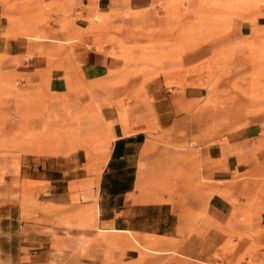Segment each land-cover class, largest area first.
Segmentation results:
<instances>
[{
  "label": "crops",
  "instance_id": "obj_1",
  "mask_svg": "<svg viewBox=\"0 0 264 264\" xmlns=\"http://www.w3.org/2000/svg\"><path fill=\"white\" fill-rule=\"evenodd\" d=\"M178 2L74 0L83 21L60 41L64 61L50 39H0V99L22 77L42 95L0 100V264H264V180L249 201L225 184L252 165L264 175V136L200 133L197 72L213 44L167 54L142 81L98 31Z\"/></svg>",
  "mask_w": 264,
  "mask_h": 264
},
{
  "label": "rangeland",
  "instance_id": "obj_2",
  "mask_svg": "<svg viewBox=\"0 0 264 264\" xmlns=\"http://www.w3.org/2000/svg\"><path fill=\"white\" fill-rule=\"evenodd\" d=\"M73 1L0 0V39H50L53 59L67 60L71 50L64 49L60 41L68 46L78 39L76 28L83 21L73 13ZM153 13L152 17L125 14L119 28L98 30L114 36L124 62L123 73L139 75L143 81L142 75L159 66L167 54L179 56L191 47L211 43L213 56L197 72L196 84L202 92L198 100L200 133L210 131L217 136L253 124L264 136V109L248 108L257 100L264 103V0H179L176 14L165 8ZM107 20L96 17L89 21L95 26ZM25 80H8L2 86L7 94L0 100L4 102L6 97L8 106L12 98L27 104L40 101L42 95L27 86L21 89ZM33 112L28 109L23 115ZM210 112H215V118L207 120ZM263 180L264 175L256 173L252 165L249 172L233 175L225 184L233 202L238 197L249 201ZM213 257L222 264L221 256Z\"/></svg>",
  "mask_w": 264,
  "mask_h": 264
}]
</instances>
